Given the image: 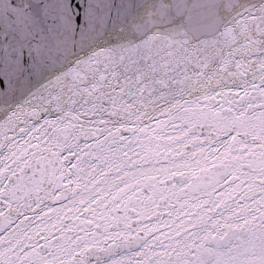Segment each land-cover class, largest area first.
Listing matches in <instances>:
<instances>
[{"label":"snow or ice","instance_id":"obj_1","mask_svg":"<svg viewBox=\"0 0 264 264\" xmlns=\"http://www.w3.org/2000/svg\"><path fill=\"white\" fill-rule=\"evenodd\" d=\"M0 264H264V0H0Z\"/></svg>","mask_w":264,"mask_h":264}]
</instances>
